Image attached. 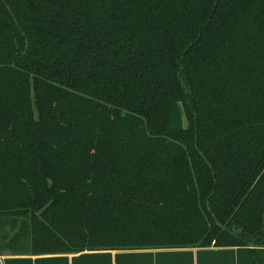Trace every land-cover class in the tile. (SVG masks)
Instances as JSON below:
<instances>
[{"label":"trees","instance_id":"trees-1","mask_svg":"<svg viewBox=\"0 0 264 264\" xmlns=\"http://www.w3.org/2000/svg\"><path fill=\"white\" fill-rule=\"evenodd\" d=\"M211 245L264 264V0H0V248Z\"/></svg>","mask_w":264,"mask_h":264},{"label":"crops","instance_id":"crops-1","mask_svg":"<svg viewBox=\"0 0 264 264\" xmlns=\"http://www.w3.org/2000/svg\"><path fill=\"white\" fill-rule=\"evenodd\" d=\"M0 264H236V249L211 245L28 254L0 248Z\"/></svg>","mask_w":264,"mask_h":264},{"label":"rangeland","instance_id":"rangeland-1","mask_svg":"<svg viewBox=\"0 0 264 264\" xmlns=\"http://www.w3.org/2000/svg\"><path fill=\"white\" fill-rule=\"evenodd\" d=\"M10 234H11V233H10ZM12 236H13V235H12ZM12 236H11V237H12Z\"/></svg>","mask_w":264,"mask_h":264}]
</instances>
